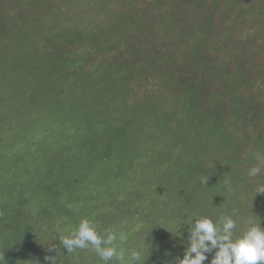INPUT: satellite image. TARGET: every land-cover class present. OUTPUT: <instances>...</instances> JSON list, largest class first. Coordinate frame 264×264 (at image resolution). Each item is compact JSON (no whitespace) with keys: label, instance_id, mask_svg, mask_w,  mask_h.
<instances>
[{"label":"trees","instance_id":"trees-1","mask_svg":"<svg viewBox=\"0 0 264 264\" xmlns=\"http://www.w3.org/2000/svg\"><path fill=\"white\" fill-rule=\"evenodd\" d=\"M263 90L264 0H10L7 6L0 0V140L13 134L39 168L53 152L42 139L57 131L63 143L48 145L59 151L67 145V133L77 134L71 147L78 150L79 143L80 149L73 158L86 149L85 160L96 157L115 169L109 191L101 190L95 172L89 183L90 166L71 171L70 165L43 179L27 170L34 187L24 179L2 181L3 264H50L46 257L56 256L57 249L46 246L44 251L35 243L53 234L52 227L45 230L58 215L74 221L71 232L83 218L95 226L93 208L105 199L125 214L146 213L148 198L142 192L122 194L112 185L118 175L135 171L123 163L119 172L115 165L130 146L125 130L142 121L136 118L140 114L155 115L141 129L157 132L149 136L154 141L180 128L186 136L192 132V147L184 144L192 151L186 163H203L202 177L211 175L207 185H220L218 199L233 195V201L225 200L230 213H247L249 226L264 227V193H255V186L264 183V165L257 177L247 174L257 164L255 154H264ZM171 125L177 128L171 130ZM2 170L0 162V179ZM217 172L220 178L214 176ZM51 179L54 184L48 183ZM136 180L134 176L130 183L139 184ZM162 198L167 210L171 203L183 205L179 216L186 227L170 238L167 229L161 230V212L158 221L149 217H154L153 226L129 234V250L149 249L144 264L176 261L181 250L170 252L171 244L178 240L188 246V223L196 218L190 198ZM209 210L211 204L205 216L213 218ZM39 221L45 226L42 234L35 232ZM59 246L67 264V251ZM211 258L209 254L204 264Z\"/></svg>","mask_w":264,"mask_h":264},{"label":"rangeland","instance_id":"rangeland-1","mask_svg":"<svg viewBox=\"0 0 264 264\" xmlns=\"http://www.w3.org/2000/svg\"><path fill=\"white\" fill-rule=\"evenodd\" d=\"M1 3L7 6L9 5L10 0H1ZM261 93L263 94L264 90L261 91ZM71 105H75V101H73ZM74 108L75 107H72L73 110ZM136 118L142 121L137 122L136 127L125 130L127 135V140L129 141L130 146L127 147L125 151L122 152L121 156L117 157L119 160L115 165V167L118 169L119 172L122 171L123 169L122 167L123 163H126V165L130 164L134 166L135 171L118 175V179L112 185L114 186V189H116L118 193H122V194L124 192L125 193L132 192L135 193L136 195H139L142 192L141 196H144L143 198H148L147 201L145 202V205L147 206V208H145L146 213L143 215L141 214L136 215L134 213L135 216H131V214L128 212H126L125 214L124 210L121 211L119 208H116V206H113L111 202L105 199L104 202L103 201L100 202L101 206L99 207L95 206V208H93L94 211L93 214L96 215V219L93 218V220H95L94 221L95 227H97L98 229L101 228L102 231H104L105 229H116L117 231H123L124 233H126L127 239L123 242L122 245L119 246L128 249V244L125 243H128L129 234H134V233L138 234L140 231L144 230L145 227L149 228L150 226H153L154 217L157 216L158 217L157 221H158L160 216L159 213L162 212V218H160L161 230L163 228L167 229L168 231L167 233L171 234L170 236L171 238L173 235H179V233H182V230L184 229V227H186L183 223V220L181 219V216H179L181 212L180 209L183 208L182 207L183 205L178 201L190 198L191 200L195 201V202H191V208H193L192 215H194L196 218L204 217L205 209L208 208V205L211 204V210L209 211L213 217L212 219L216 220L218 217L222 215H232L233 219H235L237 223V228L234 230V238L243 234V232H241V234L238 233L242 229L248 228L249 226L248 223L250 224V219L248 218L247 213H246L247 216L243 215V212L242 213L237 212L235 213V215H233V213H230L229 208L226 207V204L228 202H226L225 200L233 201L231 200L233 195H230L231 194L230 192L224 190V193L230 195V199H228V196H225L221 200L220 199L221 198L220 196L222 195L220 194L221 192H219V195H217L220 189L219 184L214 183V184L205 185L200 182L201 177L203 176L204 173L203 163H200L199 161L197 163H194L195 161L191 163L190 162L186 163L187 155L190 154V158H191L192 151H186L184 148V144L188 148L192 147L191 142L193 140H190L192 139V137H190L192 136V132L187 131L188 136H186L184 129L181 130L180 128L177 132H175L176 130H173L174 133L169 134L168 137L160 138L158 141H154L151 138H149V136L157 132L149 133L150 129L148 130H141V129L145 127L143 125L144 121L146 123L151 124V122H153L152 120H154L151 118H155V115L151 116V114H147L144 117V115L140 114ZM170 128L172 130V128L176 129L177 127L171 125ZM28 130L30 131L31 128L29 127ZM28 130L25 128L23 131H25V133L28 134L29 133L27 132ZM12 135L5 136L3 138V142L2 139L0 140V162L3 165L2 174L4 175L3 179H0V186L2 181L4 180H7L8 182H14V180L18 178V180L19 179L26 180L25 182H27L29 187H34L35 186L34 183L32 181H29L28 177L26 176L27 170L32 171L38 177L41 176L43 179L49 177L52 171L58 174H60L63 170L68 171L69 170L68 166L71 165V171H79L83 169V166H88V167L90 166L91 169H89V176H88L89 183H91L92 175L95 172L98 176L99 182L103 185L101 186V190L105 189L106 191L108 188H111V186H108L107 182H109V179L112 180L111 176L114 173L115 169L109 167L110 164L103 163L102 161L98 160L96 157L89 158L88 156V158L85 160L84 157L87 153L86 149H84L82 153H79L78 156L73 158V154H77L78 150L80 149L79 143L77 145L78 150L71 147V144L73 143L75 138L78 137L77 134L76 136H74L70 133H67L68 135V139L66 140L67 145L61 146L59 151L52 149L48 145L50 143L54 146H57L58 144L55 145L56 143L59 144L63 143L60 141L61 139L60 134L57 133V131L51 132L49 137L42 139L41 141L43 147L47 144L48 146L47 151L51 152L53 150V152L46 155V156L50 155L51 157H47V160H43L44 162H42V166L40 165L39 168L37 167L39 165V162L37 163L31 160L30 156L26 155V151L24 149L26 145L21 143V140L15 139ZM185 136L187 140L190 141H187L186 138H184ZM174 138L177 140H175ZM28 141L29 140H27L26 142ZM32 141L33 143L34 142L36 143L35 139L34 140L32 139ZM193 144H194V148L196 149L198 147V143L194 142ZM240 146L242 147L243 145L240 144ZM72 149H74V151H72ZM117 150L119 152L122 151V149L120 148H118ZM179 150L181 151L180 154L178 153ZM116 155H118V153ZM48 160L57 161V165L55 163H51ZM71 160L72 163L65 164L63 166V163H68ZM94 162H99V163H94ZM134 176L137 179L136 182H139V184L130 183L131 180H134ZM210 176L211 175H205L204 177L209 178ZM214 176L216 178H220V173L217 172ZM88 177L85 178L86 181L88 180ZM54 182H55L54 179L48 181L49 184H54ZM42 184H44V181L42 182ZM129 185L132 186V189H128ZM238 186L239 185H237L236 188ZM12 187H14V185H12ZM137 190H139V193L137 192ZM159 190L161 191L160 194L157 192ZM156 192H157V196L154 195ZM164 194L166 195V197L167 195L169 196L170 194L172 195V198L178 197V200L176 201L178 203L176 204L174 203L175 207L173 203H171L169 205L170 209L168 210L166 209L168 206L163 203L165 198H162ZM33 196L34 194L32 193L31 197ZM133 196L134 194L130 197L133 198ZM218 197L220 198L218 199ZM137 199L139 198H136L135 200ZM129 202H132V200H130ZM233 203L236 204L238 202H233ZM125 204H128V202ZM132 204L136 205L134 200ZM139 206H140L139 211H142L143 205L141 204ZM136 207H138V205H136ZM78 211H79L78 208H76L75 212ZM174 215H176V217H172ZM207 215L211 216L209 215V213H207ZM241 215L244 217L243 220ZM150 216H154V217H151L149 219ZM189 216H190V211L186 213V219L189 218ZM147 219H149L148 222ZM55 220L56 222L49 225L45 230L47 231L49 227L50 229L52 227V229L55 232L53 231V234H50L47 237L38 240V242L35 243L36 245H38L41 248L46 246L51 247L53 245H55L56 247H60L59 246L60 236L68 235L70 233V229L71 226L74 225L73 224L74 221H68L62 215H58ZM39 223L40 221L36 226L35 232L38 234L40 233L42 234L41 231L45 229V226L43 227V225H39ZM157 224L158 222L156 223V225ZM185 244L186 243L183 244L182 242H179L177 240L176 242L171 244L173 247H171L170 252H173L174 250L177 251L181 250L177 255V257L182 258L184 251L186 249L184 247ZM140 248H143L144 252L149 250L144 247H139L137 249ZM42 249L44 251L46 250L45 248ZM53 249L55 250V248ZM2 250L3 249H0V251ZM54 253L57 252L55 251ZM73 255L68 256L69 259L67 260V264L69 262L70 264H95V262L94 263L92 262L94 260L99 261L96 264H102L99 258L92 252L86 253L82 251L81 253H75ZM169 264H175V261L170 260Z\"/></svg>","mask_w":264,"mask_h":264},{"label":"clouds","instance_id":"clouds-1","mask_svg":"<svg viewBox=\"0 0 264 264\" xmlns=\"http://www.w3.org/2000/svg\"><path fill=\"white\" fill-rule=\"evenodd\" d=\"M257 164L248 169L250 178L257 177L264 165V154L256 153ZM208 177H201L207 185ZM255 193H264V183L255 186ZM235 215V213H233ZM237 228L232 215H222L215 221L207 216L197 217L188 223V246L182 258L175 264H204L212 254L210 264H264V227L259 224L249 226L242 235L234 238ZM126 233L116 229H105L102 233L91 221L82 219L78 227L68 235L59 238L60 245L66 249L67 256L77 251L94 253L102 264H144V249H126L122 246ZM56 256L46 257L50 264H65L60 248ZM64 255V253H63ZM65 256V255H64ZM3 264V259H0Z\"/></svg>","mask_w":264,"mask_h":264}]
</instances>
